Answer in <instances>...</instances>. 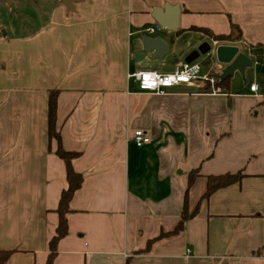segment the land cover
Instances as JSON below:
<instances>
[{
	"label": "crops",
	"instance_id": "obj_1",
	"mask_svg": "<svg viewBox=\"0 0 264 264\" xmlns=\"http://www.w3.org/2000/svg\"><path fill=\"white\" fill-rule=\"evenodd\" d=\"M65 1L32 29L0 34V250L13 251L6 264H45L55 233L67 183L56 143L48 149L50 90H58L62 146L80 152L72 167L83 178L53 264H264V0ZM166 4L179 7L178 27L151 35L167 53L135 59L142 30L156 25L153 9ZM231 23L241 38L230 44L192 29L228 34ZM204 43L211 49L195 60L201 77L220 75L218 45L259 60L260 73L235 72L227 91L192 81L164 95L140 92L128 78L171 73ZM136 129L149 138L141 147ZM195 169L190 210L206 176L244 177L201 201L181 232L141 251L177 224Z\"/></svg>",
	"mask_w": 264,
	"mask_h": 264
},
{
	"label": "trees",
	"instance_id": "obj_2",
	"mask_svg": "<svg viewBox=\"0 0 264 264\" xmlns=\"http://www.w3.org/2000/svg\"><path fill=\"white\" fill-rule=\"evenodd\" d=\"M201 31L205 35L209 36L213 41L218 43H235L238 42L241 38L240 28L231 23L230 32L228 34H213L207 29H196ZM257 48H261L264 51V44L257 45ZM210 87L209 83H206V86L203 90H208ZM215 88H218L220 91H227L229 87V78L225 80H218L215 85ZM57 95L58 90H50L48 92L47 99V138H48V149L50 150V143L54 141L56 143L54 154L64 163L65 168V178H66V188L61 191L57 208L55 210L58 221L55 228L54 235L48 241V256L45 264H53V260L57 253V244L58 242L68 234V225H67V214L69 212V202L74 194V192L80 188L82 183V175L74 171L72 167V161L80 156V152L68 151L65 150L62 146L60 132L56 128V107H57ZM199 176L197 169L191 170L188 173L187 187L185 190L184 202L182 210L179 216V220L174 228L168 232L161 231L156 237L148 240L144 249L141 251H147L150 246L157 240H160L165 237L173 236L178 234L183 230L185 222L194 218L198 212L200 202L207 200L212 193L216 190L228 187L232 184H237L244 177L241 171L236 173H225L220 175H208L206 176L205 190L200 196L197 203L190 210L187 202V195L189 188L193 184L195 178ZM13 251L11 250H0V264H6L10 258Z\"/></svg>",
	"mask_w": 264,
	"mask_h": 264
},
{
	"label": "water",
	"instance_id": "obj_3",
	"mask_svg": "<svg viewBox=\"0 0 264 264\" xmlns=\"http://www.w3.org/2000/svg\"><path fill=\"white\" fill-rule=\"evenodd\" d=\"M67 2L70 0H66ZM65 1V3H67ZM66 8H68L67 4ZM180 9L178 6L164 5V8H154L152 11V18L156 25L162 29L175 30L178 27ZM142 51L137 53L135 59L142 58L143 54L150 55V59L161 58L168 51L167 43L160 37L151 34L141 33L139 36ZM211 47L207 43L202 44L196 51H194L185 63L193 62L197 59L198 55H204L210 51ZM215 56L217 62L223 66L219 80L231 78L235 72L241 76L244 75L245 69L253 65L252 59L241 52L238 47L234 45H218L215 48Z\"/></svg>",
	"mask_w": 264,
	"mask_h": 264
},
{
	"label": "built area",
	"instance_id": "obj_4",
	"mask_svg": "<svg viewBox=\"0 0 264 264\" xmlns=\"http://www.w3.org/2000/svg\"><path fill=\"white\" fill-rule=\"evenodd\" d=\"M158 29H160L158 25L146 27L141 33L153 34ZM218 77L219 75L201 77L200 66L195 61L177 65L171 73L167 74L155 71H137L128 75V78L134 79L136 82L138 91L155 95H164L169 89L181 84H189L192 81L209 83L211 92H216L219 89L214 85L219 80ZM256 88V84L249 86V90L252 92L256 91ZM132 141L135 146L141 147L149 142V138L142 130L136 129L133 131Z\"/></svg>",
	"mask_w": 264,
	"mask_h": 264
},
{
	"label": "rangeland",
	"instance_id": "obj_5",
	"mask_svg": "<svg viewBox=\"0 0 264 264\" xmlns=\"http://www.w3.org/2000/svg\"><path fill=\"white\" fill-rule=\"evenodd\" d=\"M57 3H64V0H0V34L6 30L12 32L11 27L25 25L32 29L46 19V10L53 8ZM255 62L257 64L248 69L254 76L259 74L262 68L259 60L255 59Z\"/></svg>",
	"mask_w": 264,
	"mask_h": 264
}]
</instances>
